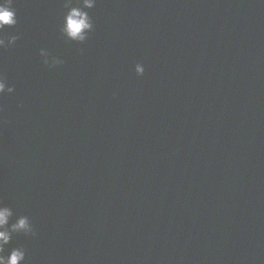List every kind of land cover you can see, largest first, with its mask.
Listing matches in <instances>:
<instances>
[{
    "label": "water",
    "instance_id": "1",
    "mask_svg": "<svg viewBox=\"0 0 264 264\" xmlns=\"http://www.w3.org/2000/svg\"><path fill=\"white\" fill-rule=\"evenodd\" d=\"M65 2L13 0L0 31L17 36L0 48V203L36 232L5 254L264 264V0H97L83 43L60 31Z\"/></svg>",
    "mask_w": 264,
    "mask_h": 264
},
{
    "label": "clouds",
    "instance_id": "2",
    "mask_svg": "<svg viewBox=\"0 0 264 264\" xmlns=\"http://www.w3.org/2000/svg\"><path fill=\"white\" fill-rule=\"evenodd\" d=\"M97 0H76V6L72 5V0H66L64 7L68 9L64 16L60 31L71 41L83 43L88 39L89 33L93 31L94 24L89 13L85 9L95 7ZM13 0H0V31L5 27L16 25V12L13 8ZM17 36H10L5 43V39H0V48H7L15 43ZM41 56L44 57V64L49 67H55L62 64L63 61L58 57L41 50ZM144 67L136 64L135 72L137 75L144 74ZM13 87H8L2 76H0V95L5 92L12 93ZM14 213L11 207L0 203V264H24L25 250L22 247L10 249L5 254L6 246L10 244L13 234H23L25 236H35L34 227L27 216H18L15 222H11Z\"/></svg>",
    "mask_w": 264,
    "mask_h": 264
}]
</instances>
